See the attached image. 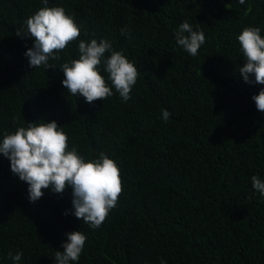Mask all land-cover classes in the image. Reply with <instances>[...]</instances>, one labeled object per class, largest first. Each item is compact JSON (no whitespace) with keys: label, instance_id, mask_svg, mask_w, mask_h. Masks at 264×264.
<instances>
[{"label":"trees","instance_id":"16d2710c","mask_svg":"<svg viewBox=\"0 0 264 264\" xmlns=\"http://www.w3.org/2000/svg\"><path fill=\"white\" fill-rule=\"evenodd\" d=\"M45 6L63 7L80 37L49 60L57 67L32 69L24 55L32 40L15 33ZM183 22L205 35L195 57L175 42ZM246 27L264 38V0H0V140L55 120L69 150L86 161L105 153L122 181L118 203L93 229L72 214L70 187L42 189L30 202L0 154V264H14L8 254L17 251L16 264H55L66 233L78 230L87 240L71 264H264V196L251 182L264 180V114L252 100L264 85L238 72L236 37ZM93 38L137 68L128 101L113 88L89 104L63 87L59 66Z\"/></svg>","mask_w":264,"mask_h":264},{"label":"clouds","instance_id":"9594fccd","mask_svg":"<svg viewBox=\"0 0 264 264\" xmlns=\"http://www.w3.org/2000/svg\"><path fill=\"white\" fill-rule=\"evenodd\" d=\"M44 5L48 0H42ZM243 4L244 0H239ZM123 33V29L121 30ZM259 27H246L236 37L243 54L244 63L239 74L248 84L264 85V38ZM18 37L32 40L24 55L34 69L50 64L49 60L60 59L58 53L80 37L79 26L65 13L63 7H42L24 21V27L15 33ZM176 44L195 57L205 43L202 31H194L192 25L183 22L175 30ZM79 58L62 63L59 68L64 74L61 83L72 96H82L89 104L105 100L113 95V88L122 101L131 98V91L137 82L139 72L134 64L120 51H114L105 39L99 42L79 40ZM110 53V55H106ZM108 74H100V68ZM256 108L264 114V87L252 96ZM162 119L167 122L171 116L162 110ZM42 121V120H41ZM68 136L55 120L27 123L12 133H5L0 140V154L10 161L11 172L27 184L28 199L36 202L43 197L42 189L62 194L71 188L72 214L91 228H99L109 211L118 203L122 192L120 170L114 160L100 152L98 157L85 160L73 146L68 148ZM252 187L264 196V180L251 177ZM68 215V210H65ZM62 242L63 251L55 252V264H71L79 261L87 236L78 231L66 233ZM9 258L16 264L22 253L9 252ZM161 264L166 262L161 259Z\"/></svg>","mask_w":264,"mask_h":264}]
</instances>
